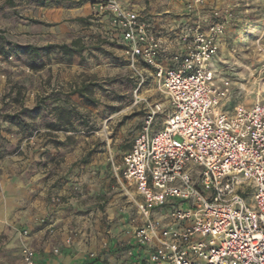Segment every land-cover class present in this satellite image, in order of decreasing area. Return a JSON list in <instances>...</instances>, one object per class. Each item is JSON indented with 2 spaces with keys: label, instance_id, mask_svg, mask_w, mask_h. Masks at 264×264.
<instances>
[{
  "label": "rangeland",
  "instance_id": "rangeland-1",
  "mask_svg": "<svg viewBox=\"0 0 264 264\" xmlns=\"http://www.w3.org/2000/svg\"><path fill=\"white\" fill-rule=\"evenodd\" d=\"M82 1L94 12L69 10ZM230 5L232 28L214 67L219 79L232 82L226 100L232 109L264 101V0ZM101 14L95 0H0V177L13 170L34 187L32 199L46 188L58 247L66 232L89 258L106 249L113 264H124L135 248L133 228L143 224L137 208L143 197L117 177L118 168L149 105L168 106V100L151 77L136 92L121 46L100 32ZM63 44L68 54L57 47ZM27 45L38 54L22 48ZM167 115L155 118L154 129Z\"/></svg>",
  "mask_w": 264,
  "mask_h": 264
},
{
  "label": "built area",
  "instance_id": "built-area-1",
  "mask_svg": "<svg viewBox=\"0 0 264 264\" xmlns=\"http://www.w3.org/2000/svg\"><path fill=\"white\" fill-rule=\"evenodd\" d=\"M95 1L109 14L136 92L151 77L168 100L149 105L118 168L117 177L143 197L133 240L147 255L124 264H264V101L229 109L232 82L214 67L233 9L207 19V0H189L166 44L146 14L119 0ZM22 253L25 264H35L32 248Z\"/></svg>",
  "mask_w": 264,
  "mask_h": 264
},
{
  "label": "crops",
  "instance_id": "crops-1",
  "mask_svg": "<svg viewBox=\"0 0 264 264\" xmlns=\"http://www.w3.org/2000/svg\"><path fill=\"white\" fill-rule=\"evenodd\" d=\"M119 1L127 9L146 14L156 29L162 33L164 42L168 44L172 31L177 30L179 25L181 27L185 21L186 4L189 0ZM231 1L207 0L202 12L203 17L216 18L221 9L231 6ZM72 5L69 10L73 14H80L79 16L94 12L91 3L82 1L78 5L74 3ZM97 21L103 38L116 43L110 31L109 14H101L97 17ZM231 28L230 24L221 43L220 51L225 47V41L230 35ZM169 54L167 53L166 56ZM4 173L0 177V264H25L22 253L25 246L35 251V264H92L93 259L88 256L87 247L77 243L73 245V241L70 242L71 238L66 232L61 238L60 247L56 245L58 232L54 227L55 224H52L53 220H49L51 210L47 202L46 188H42L40 198L32 199L35 194L33 186H28L23 177L13 170L11 172L7 170ZM46 220L47 225L40 227V223ZM17 229H28L29 233L23 237L16 232ZM132 243L135 248L131 251L132 260L130 261L142 262L147 255L141 257L143 249L138 247L134 240ZM111 257L109 252L103 249L98 255L100 260L95 264H113Z\"/></svg>",
  "mask_w": 264,
  "mask_h": 264
},
{
  "label": "trees",
  "instance_id": "trees-1",
  "mask_svg": "<svg viewBox=\"0 0 264 264\" xmlns=\"http://www.w3.org/2000/svg\"><path fill=\"white\" fill-rule=\"evenodd\" d=\"M58 48H60L62 51H64V53L68 54L71 50V48L66 45V44H63V45H57ZM22 48L26 51H30L31 53L33 54H36L37 51L39 50L38 47H33L31 45H27V46H22ZM50 48H52V45L51 46H47V47H43L42 50H45V51H48ZM38 54V53H37ZM100 260V258H94L93 261H92V264H95L97 263L98 261Z\"/></svg>",
  "mask_w": 264,
  "mask_h": 264
}]
</instances>
